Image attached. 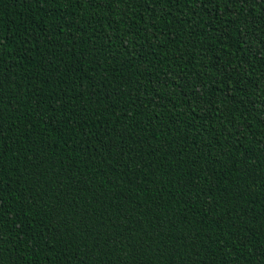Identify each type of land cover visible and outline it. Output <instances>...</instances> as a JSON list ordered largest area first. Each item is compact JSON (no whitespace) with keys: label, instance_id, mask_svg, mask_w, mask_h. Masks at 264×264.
Masks as SVG:
<instances>
[{"label":"trees","instance_id":"1","mask_svg":"<svg viewBox=\"0 0 264 264\" xmlns=\"http://www.w3.org/2000/svg\"><path fill=\"white\" fill-rule=\"evenodd\" d=\"M0 264H264V0H0Z\"/></svg>","mask_w":264,"mask_h":264}]
</instances>
